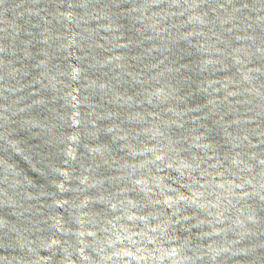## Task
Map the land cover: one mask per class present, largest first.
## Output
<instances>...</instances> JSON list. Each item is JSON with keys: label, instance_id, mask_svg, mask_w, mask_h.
Masks as SVG:
<instances>
[{"label": "water", "instance_id": "95a60500", "mask_svg": "<svg viewBox=\"0 0 264 264\" xmlns=\"http://www.w3.org/2000/svg\"><path fill=\"white\" fill-rule=\"evenodd\" d=\"M0 264H264V0H0Z\"/></svg>", "mask_w": 264, "mask_h": 264}]
</instances>
